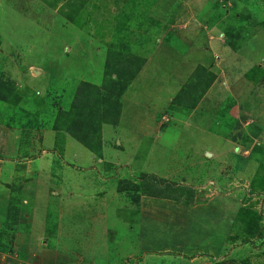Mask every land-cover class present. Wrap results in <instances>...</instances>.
I'll return each mask as SVG.
<instances>
[{"label":"rangeland","instance_id":"374dc122","mask_svg":"<svg viewBox=\"0 0 264 264\" xmlns=\"http://www.w3.org/2000/svg\"><path fill=\"white\" fill-rule=\"evenodd\" d=\"M196 20L217 24L232 50L245 48L223 67L218 78L226 88L220 97L209 95L207 103H199L206 93L202 88L187 95L190 106L175 98L169 103L164 49H183L177 34L202 37L192 28ZM203 41L178 61L186 82L176 86L174 96L188 92L182 89L202 65L195 56ZM150 60L154 69L133 88L128 85L123 96L139 114L136 107L143 102L144 115L132 125L127 115L116 128L121 94L105 86L112 73L123 84ZM120 70L123 75L116 74ZM83 82L100 89L86 112L98 109L100 122L110 123L102 130L107 159L132 163L129 167L112 169L103 148L102 153L89 149L66 131H54L68 114L80 116L74 101ZM19 128L33 131L34 153L48 152L34 162L37 168L47 173L54 150L63 145L67 164L76 163L91 180L87 189L77 182V189L50 192L33 207L35 195L46 188L34 185L33 200L20 207L25 222L16 225L7 218L16 194L3 185H10L9 167L20 148L8 131ZM0 144L6 145L0 264H264V0H0ZM142 173L192 186L194 194L177 188L180 201L148 196L133 188L146 185ZM123 180L127 188L119 191ZM48 186L46 191L53 187ZM32 213L46 218V233H30ZM195 257L202 261L190 263Z\"/></svg>","mask_w":264,"mask_h":264},{"label":"crops","instance_id":"0c3cea01","mask_svg":"<svg viewBox=\"0 0 264 264\" xmlns=\"http://www.w3.org/2000/svg\"><path fill=\"white\" fill-rule=\"evenodd\" d=\"M196 6L197 5H195V7ZM195 7H193V10H196ZM192 28H193V30L199 29L197 34H199V36H202V37H196V36L190 37L189 35L177 34L178 35L177 38L181 41L180 47L183 45V49L179 50V48H178L174 52H172L168 49H164L165 51H167L169 53L167 55V62H164L165 71L168 70V72L165 74V76L167 78L163 81V84H166V86H164V87H166L167 89L170 87L171 92L169 93V95H171V98L169 99V103L174 98H176V96H174L177 93L176 92V86L180 85L182 88L184 82H186V81H183V72H181V67L178 64V61H180L182 59L181 62H183L186 53H189L190 51L193 53V45L198 39L201 38L204 41H203L202 47L199 48L200 50L198 51V52L201 51L200 54H198L199 57L195 56L196 57V64L200 63L203 66H205L206 68H210L212 71H214L216 74H218L216 80L212 83L210 88L206 91V93L201 98L199 103H204V102L207 103V101H208L207 99L212 97L209 95H213V97H216V98L220 97L219 94H221V92L224 91V89L226 88L225 86H222L221 83H219L220 78H218L219 75H221V73H222L221 71H222L223 67L228 64V61L232 58L231 55H234L235 57L241 56L240 52L245 48V46L239 48L238 52L232 50L230 48L228 42H227L225 35H223L224 34L223 31H221L217 27V24H213L211 26H208L206 24L204 26L203 24H201L199 22V20L198 21L196 20L195 24H193ZM253 37H258V35L253 36ZM177 50H179V52ZM153 63H154L153 60L146 61V63L143 65V67H141L138 70L139 73L137 72V77L131 81V83L128 86V89L133 88L136 85L135 83L137 82V80L143 78L144 74H146V72L148 70L154 69V68H151ZM191 66H192V63H191ZM195 69H196V67L194 68V70ZM219 72H220V74H219ZM177 75H180V77H181V78H179V80L176 79ZM174 77H175V80H173ZM222 79H224V78H222ZM128 91L125 93L123 92V94L121 95V98H120V100L122 102L123 114H121L120 122L118 124L117 123L114 124V126H116V128L119 127V125L125 124L124 120L127 119L126 118L127 115L131 116L129 125H132L133 124L132 122L136 121V118L138 116L144 115L143 109L145 108V106H144L143 102H141L140 107H139V105H137V107H136V105L134 104L135 107L141 111L140 114L138 113V111H136L134 109V107H132L131 105L128 104V103L132 104L131 100L130 101L127 100V102H126V98L123 96L126 95L128 93ZM167 91H166V93H167ZM130 96L131 95H129V97ZM125 112H126V114H125ZM191 114H193V113H191ZM132 118H133V120H132ZM106 124L109 125L110 123L108 124L107 122H104L102 130ZM171 126H169L168 128H171ZM206 128L209 130L208 125L206 126ZM31 132H33V131L28 129V128H19L16 131L9 129V131H8V133H11L9 135L11 137H13L14 140L15 139L17 140L18 145L20 147L17 151L18 156H17V154L14 156H13V154L11 155V157L13 156L12 157L13 161L9 167L11 175H10V180L8 182L10 183V185H8L7 183H4L5 185H7V188L5 185H3L6 190L11 189L16 194L14 197L15 198L14 203H11V209H15V210L12 212L11 217L10 216L7 217L8 220L11 219L10 223H15L16 225L20 224L22 222V220H23V222H25V219H23V217L20 215V212L22 211V209H20V207L23 208L24 202L27 204L29 202V199L33 200L34 196H32L31 194H36V192L33 190L34 185L41 186L42 183H45L46 188H44L39 195L36 194L38 197L35 195V198L33 200V203H34L33 207L36 206L35 205L36 201H44L45 196L48 195L50 192L53 194H55V193L64 194V193H67L71 188H72V190H70V191L77 189V187H76L77 182H81V186L79 185L81 188L87 189V188H89V184H90V183H88L89 182L88 180H91L88 176L89 173L86 174L87 175L86 176L84 172L83 173L80 172L81 171V170H79L80 168L76 169L75 166L78 167V165H76V163L67 164L69 162L65 161L66 159H64V154L62 153V149L64 148L63 145L58 150L57 149L54 150V152L57 153V154L55 153L56 159L62 158V160H59V163H55L56 159H55V154H54V160H53L54 163L52 165V168L48 169L49 171L47 173H44L46 168H37L39 163H38V165L36 163L34 165V162L37 160H42L43 158H46L45 156L48 155V152L45 153L43 150H41L40 153L39 152L34 153L36 149L33 150V146H30V142H32L34 139V135ZM208 134H209V132H208ZM210 135L213 136V134H210ZM63 136H67V135L64 134ZM25 138H28V142H27L28 149L23 150V141L25 140ZM63 138H66V137H63ZM65 142H66V140H65ZM65 142H64V144H65ZM4 143L7 145V141L2 142V144H4ZM154 143L155 142H153V144H152L153 145L152 148H155ZM2 144H0V175H3V171L5 168V164H6V159H5V156L3 154V151H4L6 145L3 146ZM202 148H204V147H202ZM201 149L198 150V148H197L196 151L198 153H201ZM106 150H107V140L106 141L103 140V155H105L104 157H105L107 164L109 165L108 167H111L112 169H121V166L129 167V165L132 164V163H129V164H125V165H122V164L119 165L118 163H116L114 161L108 160L107 155H106ZM202 151H204V150H202ZM207 153H209V155H213V153H210V152H207ZM16 158H17L18 162H14V159H16ZM19 158L21 160H19ZM37 162H39V161H37ZM106 162H104V163H106ZM85 163L86 162L77 163V164L84 165ZM54 166H56V168L58 169V172L62 176L60 179L55 174V172L57 170L55 171ZM117 166H120V168H118ZM87 172H89V171H87ZM84 175H85V177H83ZM86 177H88V178H86ZM2 181L4 182L3 179H2ZM109 183H113V182L109 181ZM47 184L48 185L51 184L53 186V187L50 186V189L48 191H46V189L49 187ZM105 184H107V183H105ZM73 186H75V187H73ZM51 189H52V191H51ZM50 195H52V194H50ZM21 199H22V201H21ZM61 202H62V204H68L69 203L64 198H62ZM41 203L42 204H40L39 207L42 208L45 203H43V202H41ZM17 209H18V212L15 213V211ZM34 210H36V213H37V211L42 212V209H39L38 207H35ZM38 216H39L38 214L34 215L32 213V221L30 224H28V226L31 228L30 233L34 234V233H38V232L42 231L44 234L47 232L46 229H47V223L48 222H47L46 218H44V219L42 217L38 218ZM17 219H19L18 220L19 222L17 221ZM60 228L61 227L59 226V229ZM200 260H201L200 258L195 257L194 259L189 260V262L191 261L190 263H193V262L199 263L202 261V260L201 261Z\"/></svg>","mask_w":264,"mask_h":264},{"label":"trees","instance_id":"16d2710c","mask_svg":"<svg viewBox=\"0 0 264 264\" xmlns=\"http://www.w3.org/2000/svg\"><path fill=\"white\" fill-rule=\"evenodd\" d=\"M123 66L122 68L125 67V69H131L128 65L125 63H121ZM139 68L135 70L134 73H130V77L128 80L122 84V80L119 79H114L112 73L109 84L106 85L105 88L109 89L112 91L114 94H123L127 86L129 85L128 82L132 80L135 76V74L138 72ZM116 74L123 75L124 73L118 71ZM117 75V78H119ZM215 74L212 72H209V70L204 67L203 65H198L196 69L193 71L192 77L188 79V82L185 84L183 90H187V93L181 92V94L177 95L179 97L175 98V101L177 103H180L181 105L183 104L184 106H190L189 103H187L189 97L187 96L192 90H198V89H204L206 92L209 87L212 85V83L215 81ZM104 87V86H103ZM120 87V88H119ZM100 89L99 87H96L92 85L91 83L88 82H83L79 90L77 91V98L74 101V105L77 108V113L80 115H75V114H68L66 119L62 120L61 123H59V127H55L54 130H61V131H66L68 134H70L72 137L77 139L79 142H81L83 145L88 147L89 149H96L101 151L102 153V148H103V142H102V118H101V113L100 110L98 109H92L91 114H87L89 110L86 112V107L87 106H92L93 101L96 98V93H99ZM3 95V93H1ZM4 97V96H2ZM195 105V104H193ZM194 107V106H193ZM80 109V111H79ZM84 109V110H83ZM87 114V115H86ZM92 115L93 118H90L89 116ZM102 121V122H100ZM63 123V124H62ZM149 143L152 142V139L146 138ZM96 144L95 146H93ZM100 153V154H101ZM141 178L144 180H148L145 186L142 185H133L135 190L141 191L143 193H146L148 196L152 197H161L164 199H173L176 201H180L183 199L182 197V192H178L177 188H182L186 191L189 192V195L194 194V189L191 186L187 185H177L172 183H167V179L163 177H159L156 174L152 173H142ZM128 181L123 180L118 186L119 191H123L127 188L126 184ZM160 184H163V187L160 186ZM166 184V186H165ZM191 199L190 197H187L184 199V201L189 202ZM10 225V224H9ZM11 226V225H10ZM48 229V226H47ZM52 232V231H51ZM114 231L110 230L109 231V239L112 241L114 235Z\"/></svg>","mask_w":264,"mask_h":264}]
</instances>
